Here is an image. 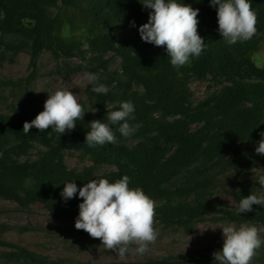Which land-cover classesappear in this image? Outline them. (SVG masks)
Returning <instances> with one entry per match:
<instances>
[{
  "label": "trees",
  "instance_id": "1",
  "mask_svg": "<svg viewBox=\"0 0 264 264\" xmlns=\"http://www.w3.org/2000/svg\"><path fill=\"white\" fill-rule=\"evenodd\" d=\"M140 2L143 0H0V68L20 52L30 55L33 69L44 52L57 61L84 58L89 53L82 69L98 74L99 82L110 88L104 95L88 85L87 102L81 103L87 113L76 121L74 130L60 136L51 128L40 132L33 127L25 134L24 122L42 112L34 91L36 73L15 81L0 79V90L16 88L19 92L18 105L11 113H0V199L24 208L42 203L53 218L76 221L83 201L78 192L65 201L61 196L64 184L74 182L79 189L94 179L115 182L127 175L131 188H142L156 202L158 222L192 227L196 221L218 215L264 227V206L238 212L243 197L259 194L257 187L235 186L229 194L237 207L231 208L214 200L215 183L203 175L228 157L238 143L256 148L264 139V66L254 60L255 53L264 52V0H249L257 13V32L252 39L236 44L223 39L210 0H177L199 9L198 34L206 44L200 57L190 58V63L179 68L171 65L166 47L141 39L138 29L148 22L151 9ZM67 26L80 33L64 36ZM114 58L120 59L119 70L110 68ZM192 80H210L220 88L196 104L188 88ZM123 101L135 106V119L129 123L137 131L127 138L116 132L115 144L89 147L85 138L90 122H106L107 111L119 110ZM93 108L98 111L90 112ZM112 127L115 131L118 126ZM126 140L136 143L128 145ZM35 151L37 156L32 158ZM68 152H80L93 165L82 171L70 169ZM245 160L252 167L264 165V155L255 153ZM99 166L111 169L98 174ZM181 177L183 186L179 187L176 183ZM7 245L15 250H0V261L37 263L33 253L0 240V247ZM184 261L185 256L179 254L106 264Z\"/></svg>",
  "mask_w": 264,
  "mask_h": 264
},
{
  "label": "clouds",
  "instance_id": "2",
  "mask_svg": "<svg viewBox=\"0 0 264 264\" xmlns=\"http://www.w3.org/2000/svg\"><path fill=\"white\" fill-rule=\"evenodd\" d=\"M141 4L151 9L148 22L138 29L143 41L166 47L170 63L176 68L190 63V58L201 56L206 44L198 34L199 9L177 0H143ZM210 4L216 8L218 30L229 44L254 37L257 13L249 0H210ZM87 80L97 94L106 95L110 91L106 84L99 82L100 77L96 73H88ZM97 111L93 108L90 112ZM134 111L131 101H123L119 110L107 111L106 122L91 121L85 138L87 145L115 144L116 132L125 138L133 135L137 128L129 120L135 119ZM85 113L76 93L65 87L48 95L44 110L31 122L25 121L22 131L28 134L33 127L40 132L51 128L61 136L74 130L76 121L83 120ZM112 126L118 127L114 131ZM261 136L264 137V133ZM255 152L264 155V139H261ZM258 183L264 187V175L258 177ZM129 184L130 177L127 175L115 182L94 179L79 189L74 182H67L61 193L65 201L74 198L77 192L82 198L75 228L99 239L105 249L120 257H124L133 245L136 253L145 254L159 235L154 228L156 202L142 188H131ZM253 205L264 206V193L243 197L238 212H250ZM221 229L223 246L213 253L214 264H250L256 250L264 243L258 228L242 223L238 227L229 224Z\"/></svg>",
  "mask_w": 264,
  "mask_h": 264
},
{
  "label": "rangeland",
  "instance_id": "3",
  "mask_svg": "<svg viewBox=\"0 0 264 264\" xmlns=\"http://www.w3.org/2000/svg\"><path fill=\"white\" fill-rule=\"evenodd\" d=\"M80 32H73L69 26L65 27L63 35L72 36ZM86 44V43H85ZM87 48V46H85ZM91 54L85 53V57H75L70 60H55L48 52H44L38 59L36 69L31 68L30 55L20 52L13 56V62H5L0 68V79L18 80L36 73L34 91L38 101V107L44 110V102L48 95L65 87L76 93L77 101L87 102L86 90L90 84L87 74L82 69L87 65ZM109 56H112L110 54ZM254 60L260 67L264 66V52L255 53ZM121 62L119 58L111 61L110 68L119 70ZM194 103H199L219 88L210 80H192L188 84ZM18 89L0 90V113L9 114L13 107L18 105ZM126 144L136 143L126 140ZM255 147L247 143L235 145L231 154L224 160L209 169L203 175L215 183L214 200L228 207H237L229 192L238 185H250L258 188V193H264V187L258 183V177L264 175V165L255 167L247 165L245 158L255 154ZM1 156V153H0ZM37 151L32 154L36 158ZM25 159V158H24ZM66 163L70 169L82 171L92 166L93 162L80 152L66 153ZM111 169L110 166L96 168L98 174H103ZM184 178L181 177L176 185L183 186ZM239 226L229 219H221L218 215H209L196 221L192 227L167 225L156 221L154 228L158 230V238L151 244L148 251L140 255L135 252V246H130L124 257L105 249L99 239L92 238L87 232L77 230L75 221H61L49 215L42 203H36L28 208L21 207L14 202L0 199V240L12 246L22 247L33 253L37 263H8L0 261V264H60L73 262L79 264H106L118 261H146L153 258H168L183 254L184 264H214L213 253L223 246L222 229L226 225ZM250 224V223H248ZM254 225V224H252ZM262 241H264V227L255 225ZM2 251H11L15 248L9 245L0 247ZM64 264V263H63ZM250 264H264V243L256 250Z\"/></svg>",
  "mask_w": 264,
  "mask_h": 264
}]
</instances>
